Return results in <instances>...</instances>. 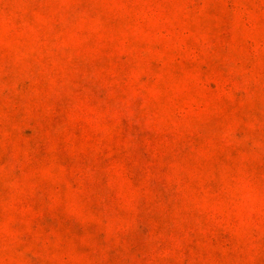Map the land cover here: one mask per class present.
Returning a JSON list of instances; mask_svg holds the SVG:
<instances>
[{"label": "rangeland", "instance_id": "obj_1", "mask_svg": "<svg viewBox=\"0 0 264 264\" xmlns=\"http://www.w3.org/2000/svg\"><path fill=\"white\" fill-rule=\"evenodd\" d=\"M0 264H264V0H0Z\"/></svg>", "mask_w": 264, "mask_h": 264}]
</instances>
